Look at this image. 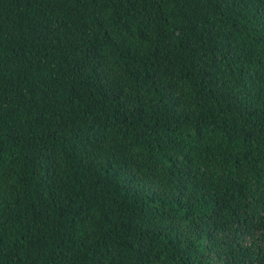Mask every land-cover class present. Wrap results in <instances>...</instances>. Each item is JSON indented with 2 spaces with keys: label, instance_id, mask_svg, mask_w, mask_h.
<instances>
[{
  "label": "trees",
  "instance_id": "16d2710c",
  "mask_svg": "<svg viewBox=\"0 0 264 264\" xmlns=\"http://www.w3.org/2000/svg\"><path fill=\"white\" fill-rule=\"evenodd\" d=\"M0 264H264V0H0Z\"/></svg>",
  "mask_w": 264,
  "mask_h": 264
}]
</instances>
